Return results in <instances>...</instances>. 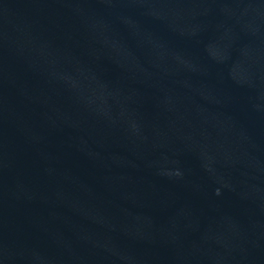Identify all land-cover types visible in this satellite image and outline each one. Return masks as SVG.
I'll return each instance as SVG.
<instances>
[{
	"label": "water",
	"instance_id": "95a60500",
	"mask_svg": "<svg viewBox=\"0 0 264 264\" xmlns=\"http://www.w3.org/2000/svg\"><path fill=\"white\" fill-rule=\"evenodd\" d=\"M0 264H264V0H0Z\"/></svg>",
	"mask_w": 264,
	"mask_h": 264
}]
</instances>
